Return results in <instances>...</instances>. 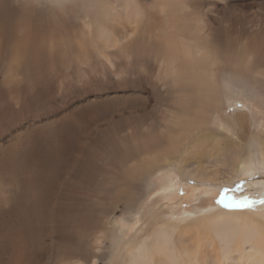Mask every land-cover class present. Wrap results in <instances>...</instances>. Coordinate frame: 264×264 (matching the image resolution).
I'll use <instances>...</instances> for the list:
<instances>
[{
  "label": "rangeland",
  "instance_id": "1",
  "mask_svg": "<svg viewBox=\"0 0 264 264\" xmlns=\"http://www.w3.org/2000/svg\"><path fill=\"white\" fill-rule=\"evenodd\" d=\"M0 12L15 14L12 40L49 52L37 73L14 65V54L1 59L0 264H128L156 231L160 264H226L223 249L231 264L253 256L241 231L264 222V0H0ZM104 21L125 33L111 36ZM195 34L233 59L207 74L215 121L228 133L203 125L175 152L169 130L188 107L180 88L190 86L146 42L177 48L178 37ZM246 85L260 99L226 101L228 87ZM145 136L155 143L148 156L133 149ZM203 145L226 154V165L200 169ZM239 145L252 162L236 174L242 159L229 151ZM167 147L175 169L148 173L156 159L168 165ZM169 217L171 238L161 233Z\"/></svg>",
  "mask_w": 264,
  "mask_h": 264
},
{
  "label": "bare ground",
  "instance_id": "2",
  "mask_svg": "<svg viewBox=\"0 0 264 264\" xmlns=\"http://www.w3.org/2000/svg\"><path fill=\"white\" fill-rule=\"evenodd\" d=\"M14 15L15 14L5 15L4 13L0 12V64L2 62L1 60L2 58L5 59L6 61L7 56L10 57L14 54L11 59L12 61H14V65L19 62H22V67L31 64L35 67V73H37L39 62L42 60L41 55H46L49 52L42 53L40 49L41 46L37 43V40L36 42L29 44L17 40L16 38L12 40L14 35V29L12 28L13 26L10 25V19H12ZM104 23H105L104 26L109 29V32L113 37L115 35H122L125 33L124 30L118 29L120 25L115 27L112 24L110 26V23L108 22L104 21ZM181 24H184V22L181 21ZM25 26L29 27L30 25L26 24ZM122 27L124 28V25ZM146 45L148 46V50H154V51L159 50L161 53H163L166 56V60L170 64L169 68L179 77L180 85L187 84L190 86L189 91H186L184 88L183 90H181L180 88V93L183 96L184 102L188 104V107H185L183 112H179L175 117L172 118L174 119V121L171 124V129L169 130L170 135L168 137L171 148L174 149L175 152H177L179 143L183 139V137H185L188 133L199 129L203 125H213V123H215L219 127L220 131L227 134L228 132L225 129L224 123L220 121H215L216 112L214 105L216 103L212 95L217 91V88L215 85H213L212 79L207 74L209 72V68L211 67V65H214L216 63L226 64V66H231V64H228L226 62V60L233 61V59L227 57L229 53L226 52V58H225L219 49L207 48L204 44L201 43V36H198L197 34L192 36L186 35V36L178 37L177 48L169 47L168 49H165L160 47L159 44L157 43L154 44L148 41L146 42ZM192 47L195 48L194 51L192 50ZM244 56L248 57V53H245ZM258 60L259 58L250 59L247 61L246 65L250 66L256 64ZM236 76L242 77V73L238 72L236 73ZM245 87L247 90L244 88L228 87L226 101H228V99H230L231 97H234V100L236 101H239V99H242L243 101L245 100L246 103L249 100L254 101L255 99L254 97L260 99L259 94H257L258 92L256 93L253 89L249 88L248 85H246ZM232 93H235V96H233ZM104 116L105 115H103L102 117ZM154 146H155L154 141L149 140L147 136H145L143 139L133 142L134 151L137 154L144 153L143 156H148L150 154L149 151ZM106 147L107 145H105V148ZM199 152L202 153L197 154V157L200 155L201 157L197 159L195 162L198 164L200 169H205L204 164L209 162H216V164L221 163L222 165H226V154H224L223 156L217 154L216 157L213 154L212 157L211 156L212 154L209 152L207 147H204V145L200 147ZM229 152L231 155L234 154L235 157L237 155L241 157L242 159L241 163L239 162V158L236 157L237 159L236 163L238 169L236 174L243 173L244 164L252 162L251 153H248L246 149L241 145H239L238 148L235 147V150H231ZM218 158L221 159L222 161L219 160ZM175 159L176 157L169 150V147L165 148L163 150L162 160L166 161L168 165L163 164L159 159H156L155 162L157 163L153 162L149 166L148 173L156 172L159 177H163V175H168L165 174L167 173L166 172L167 168L175 169L174 168ZM188 161L189 160H185V162ZM182 179L188 181V178L182 177ZM201 205L204 206V202ZM209 210L210 207H202L200 209L201 212H208ZM155 217L156 216L154 215H150L147 218V220L145 219L146 222L144 223L147 224L148 220H150V222L153 221ZM198 220L200 219H197V222H199ZM164 221L165 223L171 225H169L168 228L161 231V233L164 235H168V237L171 238L173 234L172 233L173 229L175 228L174 224L171 221L170 217L168 219H165ZM262 222L263 221H260L259 219L256 220L254 219L245 222V227L242 228L241 234L244 230L247 229L250 235L242 241V245L243 246L248 245L249 252L253 256L247 259L244 257L243 254H240L239 262L241 264H249L250 262L251 264H254L253 259L256 258L255 256L262 257L259 258L258 261L263 262L264 222L263 223ZM191 223H193V221H191ZM178 224H182V223H178ZM194 226L197 227V225ZM128 241H129V246H132L133 243L132 240L128 239ZM158 246H160V244L158 241V231H156L152 234V240L147 239L146 237V239L140 243V245L136 249V252L133 251L134 253L130 254L128 264H149V263L160 264L163 258L159 256L155 257L156 252H153L155 250L160 249V248L157 249ZM130 249L131 247L129 248V251ZM228 249L230 248H227V250ZM223 250H224L223 260L226 262V264H231L233 261H235V258H230L229 251H226L225 249Z\"/></svg>",
  "mask_w": 264,
  "mask_h": 264
},
{
  "label": "snow or ice",
  "instance_id": "3",
  "mask_svg": "<svg viewBox=\"0 0 264 264\" xmlns=\"http://www.w3.org/2000/svg\"><path fill=\"white\" fill-rule=\"evenodd\" d=\"M262 203H264V201H261Z\"/></svg>",
  "mask_w": 264,
  "mask_h": 264
}]
</instances>
